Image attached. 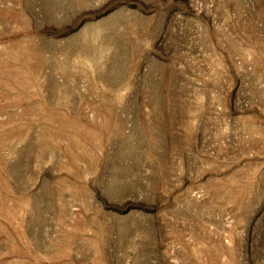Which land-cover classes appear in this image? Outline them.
Returning <instances> with one entry per match:
<instances>
[{"label":"rangeland","instance_id":"obj_1","mask_svg":"<svg viewBox=\"0 0 264 264\" xmlns=\"http://www.w3.org/2000/svg\"><path fill=\"white\" fill-rule=\"evenodd\" d=\"M0 264H264V0H0Z\"/></svg>","mask_w":264,"mask_h":264}]
</instances>
